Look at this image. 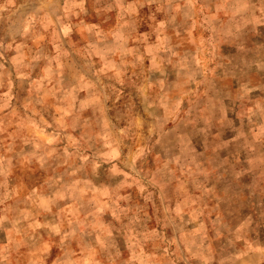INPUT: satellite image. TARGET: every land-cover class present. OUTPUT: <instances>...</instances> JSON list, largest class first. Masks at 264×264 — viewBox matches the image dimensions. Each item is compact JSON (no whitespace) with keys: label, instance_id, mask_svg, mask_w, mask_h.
Masks as SVG:
<instances>
[{"label":"clouds","instance_id":"clouds-1","mask_svg":"<svg viewBox=\"0 0 264 264\" xmlns=\"http://www.w3.org/2000/svg\"><path fill=\"white\" fill-rule=\"evenodd\" d=\"M0 264H264V0H0Z\"/></svg>","mask_w":264,"mask_h":264}]
</instances>
